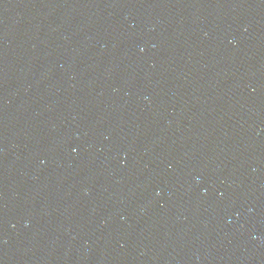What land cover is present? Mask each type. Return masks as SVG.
Returning <instances> with one entry per match:
<instances>
[{
    "label": "water",
    "instance_id": "1",
    "mask_svg": "<svg viewBox=\"0 0 264 264\" xmlns=\"http://www.w3.org/2000/svg\"><path fill=\"white\" fill-rule=\"evenodd\" d=\"M0 264H264V0H0Z\"/></svg>",
    "mask_w": 264,
    "mask_h": 264
}]
</instances>
